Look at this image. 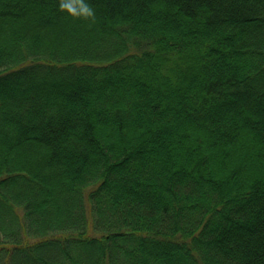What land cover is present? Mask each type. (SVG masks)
Wrapping results in <instances>:
<instances>
[{"label": "trees", "instance_id": "obj_1", "mask_svg": "<svg viewBox=\"0 0 264 264\" xmlns=\"http://www.w3.org/2000/svg\"><path fill=\"white\" fill-rule=\"evenodd\" d=\"M0 264H264V0H0Z\"/></svg>", "mask_w": 264, "mask_h": 264}, {"label": "clouds", "instance_id": "obj_2", "mask_svg": "<svg viewBox=\"0 0 264 264\" xmlns=\"http://www.w3.org/2000/svg\"><path fill=\"white\" fill-rule=\"evenodd\" d=\"M63 6H64V5H62V7H63ZM83 10L86 11V12H88L89 14H91V9L85 7Z\"/></svg>", "mask_w": 264, "mask_h": 264}]
</instances>
